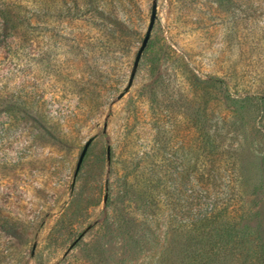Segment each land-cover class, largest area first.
<instances>
[{
    "label": "rangeland",
    "instance_id": "rangeland-1",
    "mask_svg": "<svg viewBox=\"0 0 264 264\" xmlns=\"http://www.w3.org/2000/svg\"><path fill=\"white\" fill-rule=\"evenodd\" d=\"M3 1L0 264H264V0Z\"/></svg>",
    "mask_w": 264,
    "mask_h": 264
},
{
    "label": "trees",
    "instance_id": "trees-1",
    "mask_svg": "<svg viewBox=\"0 0 264 264\" xmlns=\"http://www.w3.org/2000/svg\"><path fill=\"white\" fill-rule=\"evenodd\" d=\"M0 19L2 20L4 29L8 34H11L15 37L21 34L23 25L25 24L24 21L20 20L17 16L12 14L9 6L3 0H0ZM105 25L107 26V23H105ZM107 28L109 29V42L110 40L116 41V44H122L124 42L121 35L116 36V29L114 30L110 27ZM208 80L219 84L222 83V80L217 78H211ZM7 112H9V114L11 115L23 113L27 120L34 121L37 124H41L45 129L51 128L52 126L49 123L53 122V120L51 118H47L42 110L34 107L33 103H18L11 100L7 104V94L4 95L3 93H0V114H7ZM6 222L7 220L3 217L0 209V224L4 225ZM208 260L206 261V263L209 264L219 262L220 255L218 256V254L216 253L212 258H209ZM196 263L200 264V261Z\"/></svg>",
    "mask_w": 264,
    "mask_h": 264
},
{
    "label": "water",
    "instance_id": "water-1",
    "mask_svg": "<svg viewBox=\"0 0 264 264\" xmlns=\"http://www.w3.org/2000/svg\"><path fill=\"white\" fill-rule=\"evenodd\" d=\"M158 12V6H157V0H154L153 1V5H152V12H151V17H150V23H149V26H148V29H147V32H146V35H145V38L143 40V43L136 55V58L134 60V65H133V69L131 71V76H130V79H129V82H128V85L127 87L125 88L124 90V93H121L118 97V99H122L125 94L130 90V88L133 86V83H134V79L136 77V74H137V71H138V68H139V65H140V62H141V59H142V56H143V53L145 52L148 44H149V41L151 39V35H152V32H153V29H154V26H155V23H156V20H157V14ZM104 131L106 132L107 131V127H105ZM96 139V136L94 137H91L85 144L84 148H83V151L81 153V156H80V159H79V162H78V165H77V170H76V174L79 172L80 168H81V165L88 153V150L90 148V146L92 145V143L94 142V140ZM107 161H108V164H110V161H111V148L108 147L107 148ZM107 201V197L105 198V203ZM76 245V243H74L69 251H71V249H73V247ZM68 253V252H67Z\"/></svg>",
    "mask_w": 264,
    "mask_h": 264
}]
</instances>
